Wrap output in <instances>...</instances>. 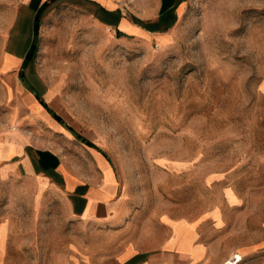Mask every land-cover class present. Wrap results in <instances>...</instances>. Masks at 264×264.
I'll return each instance as SVG.
<instances>
[{
	"label": "rangeland",
	"instance_id": "1",
	"mask_svg": "<svg viewBox=\"0 0 264 264\" xmlns=\"http://www.w3.org/2000/svg\"><path fill=\"white\" fill-rule=\"evenodd\" d=\"M19 1L0 3V129L33 130L35 93L1 70L11 37L1 9ZM114 1L134 22H151L155 0ZM81 8L52 0L40 17L27 78L65 122L47 145L85 163L98 151L130 209L193 217L233 190L235 229L248 213L250 227L261 225L264 0H187L170 28L150 30L170 32L159 39L117 35ZM34 200L28 181H0V264H87L60 200ZM240 264H264V249Z\"/></svg>",
	"mask_w": 264,
	"mask_h": 264
},
{
	"label": "crops",
	"instance_id": "2",
	"mask_svg": "<svg viewBox=\"0 0 264 264\" xmlns=\"http://www.w3.org/2000/svg\"><path fill=\"white\" fill-rule=\"evenodd\" d=\"M45 1L20 0L1 9L3 28L11 34L1 70L20 77L27 88L33 86L27 78L33 58L24 61L33 44L37 11ZM69 1L81 5L84 13L117 35L147 33L159 39L170 32L150 30L170 28L187 0H155L151 4V22L145 26L134 22L114 0ZM33 89L36 91L34 86ZM35 103L41 106V114L35 117L33 130L0 129V181H28L34 189L36 205L43 197L56 196L79 224L81 235L76 236L75 242L87 264H240L264 249L262 206L253 212L261 219V225L250 227L248 213L241 217L240 230L235 229L234 220L227 215V210L239 200L233 190L226 196L225 204L213 205L193 217L130 209L113 167L98 151L89 150L92 158L85 163L47 145L53 134L65 133V128L37 98ZM231 192L236 199L231 198ZM1 229L3 250L7 228L2 225Z\"/></svg>",
	"mask_w": 264,
	"mask_h": 264
},
{
	"label": "trees",
	"instance_id": "3",
	"mask_svg": "<svg viewBox=\"0 0 264 264\" xmlns=\"http://www.w3.org/2000/svg\"><path fill=\"white\" fill-rule=\"evenodd\" d=\"M52 0H47V1H45L40 7H39V9H38V11H37V14H36V17H35V28H34V41H33V44H32V46H31V48H30V50L28 51V53H27V55H26V58H25V63L29 60V59H31L32 58V56H33V52L35 51V49H36V37H37V35H38V33H39V28H40V17H41V13H42V11L44 10V8L46 7V6H48L49 5V3L51 2ZM29 89L31 90V91H33L34 93H35V96H36V98L39 100V102L52 114V116L56 119V120H58L59 122H61L62 124H64L65 122H64V120H63V118L61 117V115H59L58 113H56L54 110H52L51 109V107L49 106V104L46 102V100L43 98V96L39 93V92H37V91H35L34 89H33V86H29ZM88 145H90V146H94L95 147V145L93 144V143H91V142H88Z\"/></svg>",
	"mask_w": 264,
	"mask_h": 264
}]
</instances>
